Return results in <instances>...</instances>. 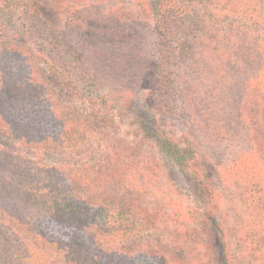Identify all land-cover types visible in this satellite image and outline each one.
I'll list each match as a JSON object with an SVG mask.
<instances>
[{
  "label": "trees",
  "instance_id": "16d2710c",
  "mask_svg": "<svg viewBox=\"0 0 264 264\" xmlns=\"http://www.w3.org/2000/svg\"><path fill=\"white\" fill-rule=\"evenodd\" d=\"M0 135V264H264V0H0Z\"/></svg>",
  "mask_w": 264,
  "mask_h": 264
},
{
  "label": "rangeland",
  "instance_id": "374dc122",
  "mask_svg": "<svg viewBox=\"0 0 264 264\" xmlns=\"http://www.w3.org/2000/svg\"><path fill=\"white\" fill-rule=\"evenodd\" d=\"M43 10H44L45 15L48 17V19L56 27L57 31L61 35L65 36L62 22L59 16L56 14V12L48 4H45L43 6ZM146 91H147V87H146V84H144L142 85V87L139 89L138 93L134 97V100L131 104L132 105L131 114L142 113L144 114V116L150 117L151 111H150L149 105L146 102ZM0 136H1L0 141L4 146L9 147L15 151H19V147L16 144V142L7 138L6 136H3V135H0ZM41 154L43 155L42 157L50 163L60 162L66 158L56 152H50V151H47L44 153L42 152ZM167 173H168L167 175L170 179V182L175 188V190L180 189L183 193H186L189 190L190 183L177 165L169 166Z\"/></svg>",
  "mask_w": 264,
  "mask_h": 264
}]
</instances>
